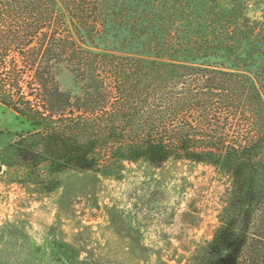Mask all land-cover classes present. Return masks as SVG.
Returning <instances> with one entry per match:
<instances>
[{
  "label": "trees",
  "instance_id": "trees-1",
  "mask_svg": "<svg viewBox=\"0 0 264 264\" xmlns=\"http://www.w3.org/2000/svg\"><path fill=\"white\" fill-rule=\"evenodd\" d=\"M250 4L0 0V102L33 128L2 164L43 194L67 170L211 166L229 181L217 225L170 259L264 264V20Z\"/></svg>",
  "mask_w": 264,
  "mask_h": 264
},
{
  "label": "rangeland",
  "instance_id": "rangeland-1",
  "mask_svg": "<svg viewBox=\"0 0 264 264\" xmlns=\"http://www.w3.org/2000/svg\"><path fill=\"white\" fill-rule=\"evenodd\" d=\"M249 2L252 19L264 20V0ZM32 130L0 102V264H177L183 245L211 237L229 186L213 167L128 164L121 180L67 170L43 194L24 182L25 168L1 161Z\"/></svg>",
  "mask_w": 264,
  "mask_h": 264
},
{
  "label": "water",
  "instance_id": "water-1",
  "mask_svg": "<svg viewBox=\"0 0 264 264\" xmlns=\"http://www.w3.org/2000/svg\"><path fill=\"white\" fill-rule=\"evenodd\" d=\"M1 168H2V167L0 166V170H1Z\"/></svg>",
  "mask_w": 264,
  "mask_h": 264
}]
</instances>
